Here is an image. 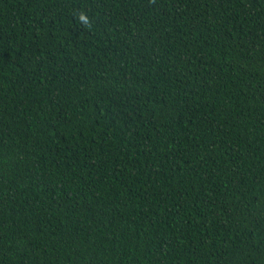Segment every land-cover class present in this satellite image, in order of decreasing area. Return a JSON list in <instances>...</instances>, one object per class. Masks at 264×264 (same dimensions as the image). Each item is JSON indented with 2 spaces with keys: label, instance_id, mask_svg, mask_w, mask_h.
<instances>
[{
  "label": "trees",
  "instance_id": "16d2710c",
  "mask_svg": "<svg viewBox=\"0 0 264 264\" xmlns=\"http://www.w3.org/2000/svg\"><path fill=\"white\" fill-rule=\"evenodd\" d=\"M0 264H264V0H0Z\"/></svg>",
  "mask_w": 264,
  "mask_h": 264
}]
</instances>
